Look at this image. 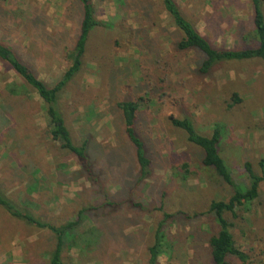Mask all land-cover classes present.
Instances as JSON below:
<instances>
[{
    "label": "rangeland",
    "instance_id": "374dc122",
    "mask_svg": "<svg viewBox=\"0 0 264 264\" xmlns=\"http://www.w3.org/2000/svg\"><path fill=\"white\" fill-rule=\"evenodd\" d=\"M22 1L26 25L19 26L18 21L12 34L10 27H0L8 35L3 42L21 52L24 48L38 78L51 86L67 68L64 48L72 47L78 35L81 7L77 0ZM131 1H92L96 18L109 28L99 27L89 34L82 69L60 94L58 107L76 145L91 136L92 160L98 168L105 167L102 190L114 200L117 185H131L137 172L116 103L145 96L150 105L140 103L143 111L136 128L153 159L154 174L150 181L130 186L133 202H141L145 209L134 211L128 205H119L113 217L100 220H94L97 217L90 211L89 219H83L82 231L97 236L102 229L106 234L103 242L96 243L88 234L89 244L65 250L63 261L146 264L153 229L162 217L161 212L153 211L159 199L151 195L159 196L161 192L168 205L163 211L182 204L184 214L164 224L159 264H211L207 241L218 227L207 210L212 201L226 200L230 190L202 167L200 149L189 144L185 134L173 128L169 120L187 116L196 131L207 137L219 126L220 155L232 179L246 182V162L261 176L258 162L264 160V62H224L208 76L198 75L200 55L174 49L179 34H175L155 0L135 2L144 10L141 22L145 28L149 29L157 13L162 21L161 27L150 34V49L138 51L133 46L135 34L130 30L137 27L129 14ZM176 2L199 33L217 48H241L244 43L240 39L251 34L249 0ZM6 34L0 33V37ZM140 59L147 61L149 82L168 93L164 101L138 90L142 80ZM162 69L170 71L166 85L159 82ZM12 83L21 82L0 63V192L39 219L62 224L72 220L82 207L94 208L98 193L74 158L50 139L41 99L26 86L20 95L10 94L7 86ZM233 94H237L239 104L231 100ZM154 182L159 188H153ZM258 192L257 199L236 211V217L225 215L236 247L246 256L245 262L233 259L228 264H264V180ZM53 247L50 232L11 218L0 208V264H47Z\"/></svg>",
    "mask_w": 264,
    "mask_h": 264
},
{
    "label": "trees",
    "instance_id": "16d2710c",
    "mask_svg": "<svg viewBox=\"0 0 264 264\" xmlns=\"http://www.w3.org/2000/svg\"><path fill=\"white\" fill-rule=\"evenodd\" d=\"M18 1L19 2H15V0H0V27L2 30H6V27H10L11 34L13 33V25L16 26L18 21L19 26L26 25L24 22L25 5L22 0ZM92 1L93 0H77L81 7L78 35L74 39L72 47L64 48V59L68 63L67 68L64 70L59 80L54 82L51 86L38 78L30 65V61L26 58L24 48H22L21 52L14 46L4 43L3 40L7 39L6 37H8V35L6 31H0V33L4 34L5 32L6 34V36L2 38L0 37V63L5 68L11 70L15 77L21 82L19 84L12 83L8 85L7 91L10 94L20 95L21 90L23 88L25 89L26 86L37 94L43 103L44 111L48 119V133L50 139L58 144L60 149L74 158L80 167V172L99 196L95 201L96 205L94 208L88 209L82 207L72 220L62 224H54L39 219L27 210L20 209L11 199L0 192V208L8 216L37 229L46 230L53 235L54 247L48 254L47 264H65L63 261V253L65 250L80 247V245L87 246L90 241L88 240V234L90 237H93V241L96 243L100 244L103 242L102 237L105 238L106 234L105 232H101L103 231L102 229H100L101 231L98 230L97 236H93L91 233L92 231H82L81 224L83 219H89L87 216L90 215V211L94 212L92 213L94 217H97L94 220L113 217V212L117 213L119 211V205H121V207H123L122 205H128L129 207H127L130 210L143 211L145 208H143L144 205L141 202H133L130 186L150 181L154 174L153 159H151L148 148L144 140L138 135L136 128L137 122L140 120V113L143 111L140 107V103L142 102V105H145V107H149L150 105L148 100L145 99V96L139 95L137 99H123L116 103V108L121 117L125 139L132 146L134 152L137 172L132 179L133 183L131 185L124 182L117 185L119 189L118 192H116V199L114 200L107 197L104 190H102L103 183L101 177L105 167L98 168L94 160H92L91 153L93 150L91 147V136H85L81 143L76 145L70 135L61 110H59L60 94L82 69L83 57L89 34L92 30L99 27L109 28L107 23L99 21L96 18ZM136 1L137 0H132L130 2L129 11V14L132 15V22L137 25L136 29H130L132 34H135L136 38V41L133 42V46L138 51H147L150 49L153 40L150 38V34H152V31L161 27L162 21H160L158 13L155 16L152 14V17H154L151 21L153 20V22L149 24V29L145 28L144 24L141 22L144 17V10L141 4L140 9L137 8V4L135 5ZM249 1L252 7V31L249 36L246 38H244V36L240 39L241 44L244 43V45L237 49H223L213 46L183 14L176 0H155L154 2L159 4L161 12L173 26L175 34H179L178 40L174 43V49L179 53L192 51L195 54H199L201 59L196 72L200 76H208L212 69L220 63L254 59L264 62L263 0ZM14 12L16 16H10ZM19 16H21V20H19ZM154 20L156 21L154 22ZM32 22L33 21H30V24H32ZM140 61L142 65H140L139 71L141 72L142 80L137 85L138 90L144 95L155 97L157 101H164L163 98L168 96V93L165 91L162 92L160 88L154 87L150 80V72H147V61H145V59H140ZM162 70L159 82L162 83V85H166L170 71L166 69ZM231 100L234 104L240 103L237 94H233ZM169 123L173 128L185 134L186 141L189 144L200 149L202 153V167L210 170L221 183L226 184L230 190L229 197L226 200L212 201L207 210V213L213 216L218 227V231L207 241L211 264H228L233 259L245 262L246 256L236 247L233 235L230 231L231 223L227 221L225 215L236 217V211L238 209L251 204L257 199L259 183L264 180V160L261 159L258 162L261 176L256 175L251 169V164L246 162L243 165L246 173V182L236 183L232 179L230 170L220 155L222 130L219 126H215L211 135L207 137L196 131L192 120L187 116L182 118L171 117ZM154 183L155 185L153 188L155 189L158 182ZM157 188H159V186ZM149 191L153 194L155 193L153 192L154 190ZM151 197L155 200L158 197L159 205L157 208L153 209V211L161 212L162 217L153 229V243L147 247L146 264H159L158 259L163 254L162 246L164 234L162 228L167 221L181 219L180 214H184V212L182 204L170 205L167 209L168 212L163 211L168 205L165 202L166 200H164V194H161V192H159V196L151 195ZM185 217L188 218L190 215ZM109 240H107V242H109Z\"/></svg>",
    "mask_w": 264,
    "mask_h": 264
}]
</instances>
